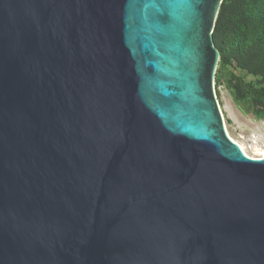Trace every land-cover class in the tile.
Masks as SVG:
<instances>
[{
	"label": "water",
	"instance_id": "1",
	"mask_svg": "<svg viewBox=\"0 0 264 264\" xmlns=\"http://www.w3.org/2000/svg\"><path fill=\"white\" fill-rule=\"evenodd\" d=\"M223 0H0V264H264V157L215 91Z\"/></svg>",
	"mask_w": 264,
	"mask_h": 264
},
{
	"label": "rangeland",
	"instance_id": "2",
	"mask_svg": "<svg viewBox=\"0 0 264 264\" xmlns=\"http://www.w3.org/2000/svg\"><path fill=\"white\" fill-rule=\"evenodd\" d=\"M227 5H229V15L238 13L240 17L236 20L230 17L227 19V26L220 34L219 43H222L224 38L230 39L234 29L238 28L234 24L242 22L241 30L247 38L243 46L246 47L249 43L254 44L256 48L263 46L264 0H229ZM240 60L242 64L234 57L228 62L219 61L216 71L219 80L217 83L215 76V91L231 137L243 143L251 155L260 156L264 153V116H257L254 113V105H251L248 99L237 102L228 80L232 76L241 79L248 98H251L264 91V75L254 73L252 68L248 69L247 57L240 56Z\"/></svg>",
	"mask_w": 264,
	"mask_h": 264
},
{
	"label": "trees",
	"instance_id": "3",
	"mask_svg": "<svg viewBox=\"0 0 264 264\" xmlns=\"http://www.w3.org/2000/svg\"><path fill=\"white\" fill-rule=\"evenodd\" d=\"M229 0H224L216 23L215 29L213 32L214 41L216 44L217 49L221 53V62H228L231 57H234L240 60V56H244L248 58L247 67L248 69H253L254 73L263 74L264 75V45L256 48L254 44L249 43L246 47L243 46L244 42L247 40L246 34L242 33V22H237L234 26L235 28L233 31V35L230 39L224 38L222 43H219L220 34L224 31L225 27L227 26V19L230 17L232 20H236L240 17V14L234 13L233 15H229V5L227 2ZM224 45L226 47H224ZM255 47V48H254ZM219 77L216 76V82L218 83ZM228 85L232 90L235 100L237 102H242L245 100H249L251 105H254V113L257 116H264V91H261L251 98H248V94L246 89L244 88L241 79L236 76H232L228 80Z\"/></svg>",
	"mask_w": 264,
	"mask_h": 264
},
{
	"label": "bare ground",
	"instance_id": "4",
	"mask_svg": "<svg viewBox=\"0 0 264 264\" xmlns=\"http://www.w3.org/2000/svg\"><path fill=\"white\" fill-rule=\"evenodd\" d=\"M220 108H221V107H220ZM221 113H222V115H223V111H222V109H221ZM236 118H237V117H236ZM223 119H224V115H223ZM224 124H225V129H226V132H227L228 136L231 138L232 141L237 142V143H240V144L242 145V147L244 148L245 153H246L248 156L253 157V158H262V157H264V153L261 154L260 156H253V155H251L250 152L247 151V149H246V147H245V145H244L243 143H241V142L237 141L236 139H234L233 137H231V135L229 134V132H228V130H227V125H226L225 119H224Z\"/></svg>",
	"mask_w": 264,
	"mask_h": 264
}]
</instances>
